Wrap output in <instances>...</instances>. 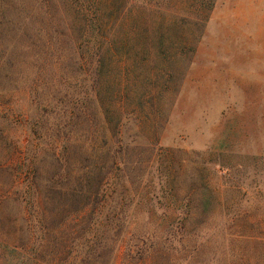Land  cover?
I'll return each instance as SVG.
<instances>
[{
	"label": "rangeland",
	"instance_id": "obj_1",
	"mask_svg": "<svg viewBox=\"0 0 264 264\" xmlns=\"http://www.w3.org/2000/svg\"><path fill=\"white\" fill-rule=\"evenodd\" d=\"M192 1L0 0V240L25 245L32 186L63 264H264V0H201L199 27ZM138 30L167 52L110 47ZM116 82L129 183L100 208Z\"/></svg>",
	"mask_w": 264,
	"mask_h": 264
},
{
	"label": "trees",
	"instance_id": "obj_2",
	"mask_svg": "<svg viewBox=\"0 0 264 264\" xmlns=\"http://www.w3.org/2000/svg\"><path fill=\"white\" fill-rule=\"evenodd\" d=\"M209 3V2H208ZM193 8L197 12L196 16L184 20L185 23H191L193 27H199V25L205 24L207 20V14H203L202 5L204 4L201 0L192 1ZM212 4H210V9ZM200 14V15H199ZM137 31V34L134 33L132 37H129V34H126L121 43H114L111 48L119 49L122 47L126 58L132 59L133 57H138L140 55H146L149 58L151 55L163 54L167 52V47H170V36L166 33L159 34L156 36H143ZM129 37V38H128ZM104 44V42H102ZM98 43V47H94V72L98 78L102 79L106 74L109 73V65L105 62V52H103L104 45ZM184 48H191V44H183ZM108 47L107 49H109ZM106 49V50H107ZM192 49V48H191ZM93 55V52H90L89 58ZM133 55V56H132ZM120 83L111 84L108 87L110 89L100 91L101 88L97 89V96L99 93H102L103 104L104 101H107L105 104L104 112L107 116V119L111 116L116 117L115 123L108 124L106 127H103L102 130L105 131L106 137V148L104 151L93 152V158L95 161H103V166L105 164H110L106 168H94L89 175L93 176L98 181V189L93 193L94 198L100 197V202L103 203L100 205V208H103V205L106 204L107 200H113V197L118 188H124L123 182L129 183L128 174H126V160L122 156V147L123 139L121 137L122 129V118L126 115L123 114L125 110L122 107H117L112 104V101L121 96L122 90ZM99 90V91H98ZM158 95V94H157ZM99 98V96H98ZM100 99V98H99ZM103 110V106H102ZM95 173L98 175L95 176ZM80 177H83L81 174ZM78 177V178H80ZM77 178V177H76ZM29 186L27 195H26V213L24 217V223L27 226V239L24 246L19 245L16 242L15 231L14 236L9 237L8 241L0 240V249L3 248L6 250L9 248V251L15 254V259L17 264H63L62 262V251L61 248H58V241L56 237L49 235L45 230L38 234L37 224H41L45 219L46 207L44 201H40V191L35 187ZM124 198V196L122 195Z\"/></svg>",
	"mask_w": 264,
	"mask_h": 264
}]
</instances>
